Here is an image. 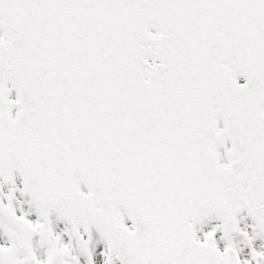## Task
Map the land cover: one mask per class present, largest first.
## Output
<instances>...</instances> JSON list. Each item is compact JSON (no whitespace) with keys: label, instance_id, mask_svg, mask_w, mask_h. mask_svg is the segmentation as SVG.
I'll return each mask as SVG.
<instances>
[{"label":"snow or ice","instance_id":"obj_1","mask_svg":"<svg viewBox=\"0 0 264 264\" xmlns=\"http://www.w3.org/2000/svg\"><path fill=\"white\" fill-rule=\"evenodd\" d=\"M0 264H264V0H0Z\"/></svg>","mask_w":264,"mask_h":264}]
</instances>
